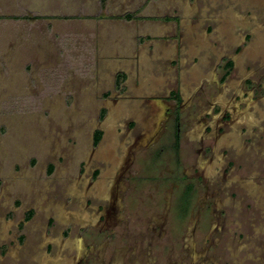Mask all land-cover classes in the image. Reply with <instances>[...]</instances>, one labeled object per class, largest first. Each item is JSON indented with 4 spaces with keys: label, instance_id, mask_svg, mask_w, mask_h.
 <instances>
[{
    "label": "rangeland",
    "instance_id": "374dc122",
    "mask_svg": "<svg viewBox=\"0 0 264 264\" xmlns=\"http://www.w3.org/2000/svg\"><path fill=\"white\" fill-rule=\"evenodd\" d=\"M0 264H264V0H0Z\"/></svg>",
    "mask_w": 264,
    "mask_h": 264
},
{
    "label": "flooded vegetation",
    "instance_id": "af4514ba",
    "mask_svg": "<svg viewBox=\"0 0 264 264\" xmlns=\"http://www.w3.org/2000/svg\"><path fill=\"white\" fill-rule=\"evenodd\" d=\"M179 99H181V102H179ZM179 99H172V104H168V106L165 108V118L162 122V125L163 128H162V131L163 133H166L167 130H168V124L172 126H175V131L173 132V143H174V146L177 148V154H175V159L177 158V163H178V154H179V151L180 150V134H181V128H182V125L185 126L184 124L185 123H182V120H183V112L185 110L186 107H184L182 101H183V98L182 97H179ZM193 99V96H189L188 97V101H192ZM170 101V100H169ZM201 104L200 102H197L196 105L198 106V111L196 112V114L194 115V119L188 124V126L186 127V133L188 132H193L195 131L196 129L198 130L199 128H201V135L199 136V138L196 140V143L198 144L197 146H192L193 147V150L198 153V157L196 158V160L191 163L189 165V167L191 169H194V173H195V176H192L190 175V177H188V179L190 180V183L188 185V188L187 189H192L194 187V183H193V178H198L200 179L201 176H197V171L200 170L206 163H208V161L211 160V158H202L201 155L203 152H205L207 149L210 150L211 146L210 147H206L205 144H204V140L207 136V134L212 131V126L211 125H203V122L201 123V125H198V121L197 119L199 118V121L200 119H206L207 117L210 116V110H211V103L208 102V105H207V108L208 110L206 109H203L201 107ZM225 117H227V114H225L223 116L224 120H225ZM185 121V120H184ZM188 121V119H187ZM197 121V122H196ZM215 134L217 133H220L221 132V129H219L218 127L215 128ZM171 132V131H170ZM176 164V166H178V164ZM226 172L224 171V174ZM174 179V178H173ZM173 181V180H172ZM116 187V186H114ZM86 189V188H85ZM84 190V188L82 189V191ZM82 191H79V192H82ZM113 207H111L112 209ZM111 212V210H110Z\"/></svg>",
    "mask_w": 264,
    "mask_h": 264
},
{
    "label": "trees",
    "instance_id": "16d2710c",
    "mask_svg": "<svg viewBox=\"0 0 264 264\" xmlns=\"http://www.w3.org/2000/svg\"><path fill=\"white\" fill-rule=\"evenodd\" d=\"M26 18H32V16H27ZM119 75H120V74H119ZM118 80H120V78H119ZM100 137H101V132H100V131H97L96 134H95V139H94V143H95V144L98 143ZM176 150H177V148H176ZM51 168H52V167L50 166V167H49V170H51Z\"/></svg>",
    "mask_w": 264,
    "mask_h": 264
},
{
    "label": "bare ground",
    "instance_id": "6f19581e",
    "mask_svg": "<svg viewBox=\"0 0 264 264\" xmlns=\"http://www.w3.org/2000/svg\"><path fill=\"white\" fill-rule=\"evenodd\" d=\"M164 65V64H163ZM75 188H77L78 189V191H82V189H83V187H79V185H77V184H75ZM77 214V213H76ZM82 215V214H81ZM54 240H58L57 238L56 239H54Z\"/></svg>",
    "mask_w": 264,
    "mask_h": 264
}]
</instances>
